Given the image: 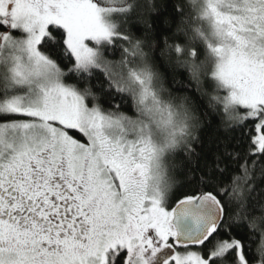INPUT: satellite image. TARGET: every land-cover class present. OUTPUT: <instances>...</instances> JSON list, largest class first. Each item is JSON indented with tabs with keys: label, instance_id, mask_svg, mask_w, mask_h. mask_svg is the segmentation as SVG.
Here are the masks:
<instances>
[{
	"label": "snow or ice",
	"instance_id": "obj_1",
	"mask_svg": "<svg viewBox=\"0 0 264 264\" xmlns=\"http://www.w3.org/2000/svg\"><path fill=\"white\" fill-rule=\"evenodd\" d=\"M0 264H264V0H0Z\"/></svg>",
	"mask_w": 264,
	"mask_h": 264
}]
</instances>
